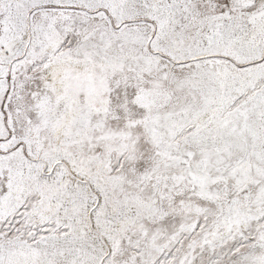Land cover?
<instances>
[{
	"label": "snow or ice",
	"instance_id": "1",
	"mask_svg": "<svg viewBox=\"0 0 264 264\" xmlns=\"http://www.w3.org/2000/svg\"><path fill=\"white\" fill-rule=\"evenodd\" d=\"M0 264H264V0H0Z\"/></svg>",
	"mask_w": 264,
	"mask_h": 264
}]
</instances>
